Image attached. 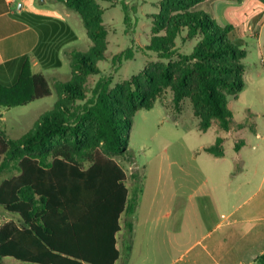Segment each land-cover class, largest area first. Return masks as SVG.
<instances>
[{
    "label": "trees",
    "instance_id": "obj_1",
    "mask_svg": "<svg viewBox=\"0 0 264 264\" xmlns=\"http://www.w3.org/2000/svg\"><path fill=\"white\" fill-rule=\"evenodd\" d=\"M56 1L80 15L93 45L74 55V80L55 84L54 107L26 135L11 139L0 130V175L16 172L0 184V211L18 217L0 221V264L6 258L23 264H116L120 218L126 214V254L139 191L130 197L127 172L113 157L128 152L133 114L151 109L171 89L177 108L190 100L200 131L207 132L214 120L224 131L242 128L232 127L227 98L245 89L247 52L233 25L221 26L208 13L193 11L207 0H163L154 30L165 35L154 37L149 48L169 63L114 88L112 77H102L87 98L84 83L100 74L96 61L106 59L104 11L98 0ZM178 37L196 40L190 54L176 51ZM175 56L177 64L171 61ZM51 95L46 76L33 72L28 58L13 85L0 80V110ZM223 147L219 137L204 151L223 157ZM240 149L237 143L235 150ZM256 264H264V254Z\"/></svg>",
    "mask_w": 264,
    "mask_h": 264
},
{
    "label": "rangeland",
    "instance_id": "obj_2",
    "mask_svg": "<svg viewBox=\"0 0 264 264\" xmlns=\"http://www.w3.org/2000/svg\"><path fill=\"white\" fill-rule=\"evenodd\" d=\"M162 1L98 0L104 11L103 23L108 31L106 59L96 61L100 74L89 76L84 83L87 98L92 97L94 87L102 77H112L111 88H114L141 75L145 69L153 71L156 66L169 63L168 59L161 58L149 48L154 37L165 35L163 31L155 33L154 30ZM46 2L45 7L53 8L51 14H54L55 10H58L55 3L59 2ZM58 5L60 8L63 4ZM63 7L71 11L72 16L68 22L73 30L71 33L60 30L56 36L42 39L32 55L35 60L31 62V65L37 63L35 68L32 67L33 72H41L46 76L52 95L25 106H16L7 111L0 110V130L11 139L26 135L36 120L54 107L57 101L55 84L74 80L71 69L74 55L77 52H88L93 45L80 15L64 5ZM193 11L206 12L219 25H233L237 30V38L243 42L247 52L243 77L246 86L237 97L227 98V109L232 114V127H257L261 138L257 139L250 130L239 132L238 135L246 140V146L237 153L234 147L240 139L233 131L241 128L224 131L218 121L214 120L207 132L200 131L199 119L194 116L190 100H184L177 108L173 101V91L167 89L151 109H140L133 114L128 152L126 155L113 157L129 174L131 187L136 176L144 177V187L140 188L146 189V193L148 190L167 192L169 188L181 191L198 188L199 177L188 181L184 176L186 173L197 175L199 167L194 161L195 157H212L202 150H197L214 144L219 137L224 139L227 159L244 160L250 173H254L256 187L264 173V4L260 0H207L196 5ZM195 43L196 40L183 41L178 37L175 41L176 51L180 54H190ZM171 61L177 64L178 56L173 57ZM8 173L5 171L1 177ZM14 173L16 172L4 175L3 178H8ZM243 183L241 177L239 185ZM8 217L18 219L16 215L0 211V221L5 222L9 220ZM13 261L15 262L6 258L4 264Z\"/></svg>",
    "mask_w": 264,
    "mask_h": 264
},
{
    "label": "crops",
    "instance_id": "obj_3",
    "mask_svg": "<svg viewBox=\"0 0 264 264\" xmlns=\"http://www.w3.org/2000/svg\"><path fill=\"white\" fill-rule=\"evenodd\" d=\"M58 4L55 3L58 10L54 14H59L53 16V8L45 7L46 0H0V80L13 85L25 58L34 62L32 55L42 39L56 36L60 30L71 33V11L63 5L60 9ZM38 16L53 18L38 20ZM243 130L261 138L257 127L234 130L241 145L239 151L235 150L237 153L246 146V140L238 135ZM205 147L197 151H204ZM194 161L199 167L197 175L186 173L184 179L190 181L197 176L200 184L190 191L169 188L167 192L146 193L140 188L144 187V177L136 176L131 187L127 173L130 197L139 191L138 203L130 252L126 254V214L120 218L117 247L121 256L116 264H256L264 254V173L256 187L255 175L245 161L228 160L225 151L223 157H195ZM3 177L0 175V184L7 178ZM241 177L244 183L239 185ZM7 263L22 264L16 260Z\"/></svg>",
    "mask_w": 264,
    "mask_h": 264
}]
</instances>
